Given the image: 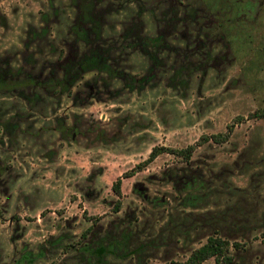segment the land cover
<instances>
[{
  "label": "rangeland",
  "instance_id": "374dc122",
  "mask_svg": "<svg viewBox=\"0 0 264 264\" xmlns=\"http://www.w3.org/2000/svg\"><path fill=\"white\" fill-rule=\"evenodd\" d=\"M261 107L264 0H0V264H264Z\"/></svg>",
  "mask_w": 264,
  "mask_h": 264
},
{
  "label": "trees",
  "instance_id": "16d2710c",
  "mask_svg": "<svg viewBox=\"0 0 264 264\" xmlns=\"http://www.w3.org/2000/svg\"><path fill=\"white\" fill-rule=\"evenodd\" d=\"M248 117L252 118H260L264 120V107H261L259 109H254L253 111L249 112ZM242 119L241 116H234L232 122L228 123L226 125V131L222 134L216 133V134H209L206 136H201L199 140L193 143H189L179 149L170 148L162 145H153L150 150L147 153V156L142 159L141 161L135 163L134 167L130 169L129 171L122 172V176H129L131 175L135 170H140L144 165H146L148 162H150L158 153L162 151L170 152L174 155L179 156L184 161H187L188 157L190 156L193 149L198 145L199 141L202 140H208L213 139L214 141H220L223 139H226V135L231 131L233 122H239ZM120 177H116L114 181L111 182V190L113 193H115L117 196H119V186H120ZM192 183V182H190ZM192 185V184H191ZM119 201L116 200L114 203V209L116 210L118 208ZM259 219V222H257V226L260 230V240L262 243H264V229L263 223H262V217ZM90 230V227L87 226L84 228L80 234L79 239L76 240V244H79L80 241L86 236L88 231ZM247 247V246H246ZM246 247L243 243L237 242L236 240L232 239L230 241V238H228L225 235H222L217 232L216 228H212L210 233H208L205 236L204 241L199 243L197 246L193 247L189 250L188 254L183 260L180 261H172L169 260L167 262H163L161 264H201L202 261H204L207 258H212L214 264H233L236 255L239 254L236 252L235 254L231 251L232 249L234 251L240 250V252H245ZM244 250V251H241ZM239 262V261H238ZM236 264V262H235Z\"/></svg>",
  "mask_w": 264,
  "mask_h": 264
}]
</instances>
